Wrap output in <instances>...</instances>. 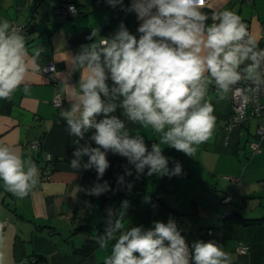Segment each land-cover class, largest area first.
<instances>
[{"label":"crops","instance_id":"crops-1","mask_svg":"<svg viewBox=\"0 0 264 264\" xmlns=\"http://www.w3.org/2000/svg\"><path fill=\"white\" fill-rule=\"evenodd\" d=\"M137 2L0 0V20L10 23L8 34L13 26L22 29L16 33L23 37L26 66L24 82L10 99H0V143L13 147L25 161L30 158L39 170L38 183L22 199L6 191L0 181V264H103L120 234L132 228L145 232L154 229L156 222L168 224L171 218L190 253L196 242L211 241L231 254L233 264H264V138L258 152L250 147L258 139L256 128L262 119L250 118L232 126V100L219 88L215 90L210 76L204 100L214 107L215 125L193 157L160 144L162 133L150 125L130 120L121 107L123 97L117 95L113 100L115 85L106 81L109 96L102 95V99L117 106L109 116L120 119L122 131L131 138L143 137L144 143L160 145L169 173L179 164L181 174L149 175V166L139 171V161L101 148L108 167L100 175L94 164L85 167L90 164L89 155H75L84 147H99L92 139L94 128L82 129L83 138L78 137L61 116L71 111L80 91L87 62L81 66L77 57L90 51L94 43L115 39L121 25L139 39L143 20L133 7ZM61 4H73L77 13L66 19L55 17L53 11ZM224 10L234 12L247 25L253 50L259 52L264 46V0H206L200 9L207 16L205 28L219 23L213 13ZM29 25L33 31L28 34ZM45 63L55 66L63 99L58 109L51 105L55 92L50 82L38 72ZM252 63L251 59L244 61L246 74ZM102 118L97 117V122ZM33 139L41 143L37 151L29 148ZM47 154L50 178L44 180L41 170L47 167ZM73 160L78 161L77 167L71 166ZM105 184V191L98 195L93 191ZM226 196L230 197L227 203L222 201ZM81 213L89 214L82 219ZM118 219L123 228L101 248L98 238L106 240L107 230ZM253 219L261 221L247 223ZM90 242V250L80 251ZM240 243L248 247L245 253L237 252Z\"/></svg>","mask_w":264,"mask_h":264},{"label":"clouds","instance_id":"clouds-1","mask_svg":"<svg viewBox=\"0 0 264 264\" xmlns=\"http://www.w3.org/2000/svg\"><path fill=\"white\" fill-rule=\"evenodd\" d=\"M205 6L206 0H138L133 7L138 19L143 20L138 28L139 39L121 25L115 39L94 43L90 51L77 57L81 66L87 62L81 73L80 91L71 111L61 116L78 137L83 138L82 129H95L92 139L99 147H84L75 153L77 157L90 156L86 168L94 164L103 175L108 167L105 151L112 150L139 161V171L149 166V175H178L182 171L177 164L169 173L160 145L153 144L148 153L143 137L131 138L122 131L124 123L109 116L117 106L102 99V95L109 96L107 80L115 85L112 99L123 97L121 107L130 120L150 125L162 133L160 144L189 157L209 139L215 125L214 107L204 100L206 85L211 82L208 77L226 94L241 79L237 69L251 59L253 63L246 69L248 78L260 80L257 69L264 51H254L251 39L249 44L253 46L240 43L249 35L247 25L234 12L224 10L213 13L219 23L205 28L207 16L200 11ZM69 8L75 12L74 5ZM9 29L10 23L0 20V99L11 98L24 82L26 72L23 37L16 32L9 35ZM101 115L104 118L97 122ZM71 166L77 167L78 161L73 160ZM0 181L6 191L22 199L38 183L39 170L30 158L25 161L13 147L0 143ZM106 187L98 186L93 191L98 195ZM121 228L123 224L118 219L107 230L106 240L98 238L101 248H106L107 241L114 239ZM103 264H233V259L211 241L196 242L190 253L174 223L156 222L154 229L142 232L132 228L120 234Z\"/></svg>","mask_w":264,"mask_h":264},{"label":"built area","instance_id":"built-area-1","mask_svg":"<svg viewBox=\"0 0 264 264\" xmlns=\"http://www.w3.org/2000/svg\"><path fill=\"white\" fill-rule=\"evenodd\" d=\"M73 4H61L55 7L53 14L57 18L66 19L69 16H72L77 13L75 7V12L70 11L69 6ZM21 28L13 26L12 31L16 32ZM249 33V29H248ZM262 37H264V31L261 32ZM248 46L249 44V35L240 42ZM264 51V46H262L259 52ZM241 74V79L235 85L230 86L229 91L226 95L232 100V113H231V125H240L247 121L250 118H261L262 121L258 124L256 128V135L258 139L250 143L252 152H258L260 149V140L264 138V58L259 60V68L257 72L259 73L260 80L254 81L248 78V75L244 71V62L237 69ZM38 72L43 75L50 82L53 91L55 94L51 99V105L54 108H60L63 104V99L58 92V81L55 76V66L53 63H45L38 68ZM212 82L215 86V90L218 89V86L215 83V80L212 78ZM40 141L33 139L29 142V148L32 151H37L40 148ZM148 150L153 146V142L145 143ZM45 164L47 167L41 170V177L44 180L50 178V171L48 169V164H51V158L49 155H45L44 158ZM264 183V182H262ZM230 197L226 196L222 201L227 203L229 202ZM89 212V211H88ZM89 213H81L80 218H85ZM226 214L223 215V217ZM169 222L175 224V218H171ZM248 247L244 244H239L236 248L238 253H245Z\"/></svg>","mask_w":264,"mask_h":264},{"label":"trees","instance_id":"trees-1","mask_svg":"<svg viewBox=\"0 0 264 264\" xmlns=\"http://www.w3.org/2000/svg\"><path fill=\"white\" fill-rule=\"evenodd\" d=\"M22 29H20V31H21ZM13 32V31H12ZM11 32V33H12ZM227 216V214L224 216V217H226ZM259 221H261L260 219H253V220H248V224H258L259 223ZM93 247V243H86L85 245H84V247L80 250V251H87V250H90L91 248Z\"/></svg>","mask_w":264,"mask_h":264},{"label":"water","instance_id":"water-1","mask_svg":"<svg viewBox=\"0 0 264 264\" xmlns=\"http://www.w3.org/2000/svg\"><path fill=\"white\" fill-rule=\"evenodd\" d=\"M33 31L32 25H29V27L25 30L26 33H31Z\"/></svg>","mask_w":264,"mask_h":264}]
</instances>
